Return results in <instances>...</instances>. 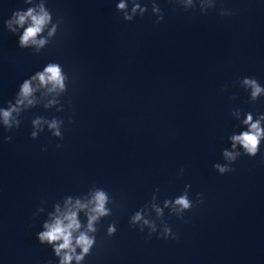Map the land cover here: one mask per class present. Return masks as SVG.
Returning a JSON list of instances; mask_svg holds the SVG:
<instances>
[{"label": "water", "instance_id": "obj_1", "mask_svg": "<svg viewBox=\"0 0 264 264\" xmlns=\"http://www.w3.org/2000/svg\"><path fill=\"white\" fill-rule=\"evenodd\" d=\"M11 13L0 8V106L49 61L61 64L72 83L60 97L63 111L44 109L48 96L21 114L19 128L0 126V264H56L35 233L54 203L63 207L68 196H87L93 184L114 204L83 264H264V140L256 156L242 154L232 164L235 171L220 174L212 167L224 163L227 137L246 129L244 110L238 119L231 109L239 107L213 93L62 28L39 53L20 48L18 34L3 24ZM35 115L63 117V140L47 129L31 138ZM185 184L191 185L189 198L195 201L199 192L204 203L183 218L164 209L178 239L149 238L147 227L141 232L129 224L153 194L163 207ZM37 208L44 211L34 216ZM113 220L116 232L108 236Z\"/></svg>", "mask_w": 264, "mask_h": 264}, {"label": "clouds", "instance_id": "obj_2", "mask_svg": "<svg viewBox=\"0 0 264 264\" xmlns=\"http://www.w3.org/2000/svg\"><path fill=\"white\" fill-rule=\"evenodd\" d=\"M168 2L183 11L198 9L201 14H206L210 10H215L221 17L234 15V10L224 7L222 0H168ZM218 2L221 4L220 7H217ZM24 3L31 6L13 10L3 24L9 32L18 34L20 48H31L33 53H39L57 37L64 21L60 16L53 18L52 10L46 7L47 0H39V2L24 0ZM148 4L151 5V14L155 16L154 22L160 23L164 19V10L160 7L158 0H148L147 3H142L141 0H118V2L116 0L115 10L123 20L132 21L137 16L142 17L148 11ZM176 10L175 7L172 9V11ZM70 83L72 79L61 64L55 61L47 62L42 69L23 79L13 99L6 102V107L0 106V126L5 131L19 128L21 114L37 106L44 97L48 96L52 98L43 104V108L51 109L55 106L56 112L63 111L64 104L61 103L60 97L68 91ZM234 84L248 92V102L254 103L264 96V86L254 76L238 77ZM229 99H235V94ZM67 103H71L70 99ZM242 111L240 108H233L231 115L239 119ZM68 122H73L71 116L68 117ZM241 123L246 126V129L227 137L231 142V150L229 148L222 150L221 156L224 163L216 162L212 165L220 174L235 171L232 164L242 154L254 157L260 152V144L264 140V112H257L254 118L252 111H243ZM63 125V117L49 118L35 115L31 120L29 135L35 139L39 133L47 129L51 136L63 140L61 131ZM11 139V136L4 137L6 141ZM55 146L62 147L59 143ZM262 162H264V155H262ZM183 172L184 169L181 168L179 174ZM190 187V184H185L181 194L174 199L165 198L163 207L155 202L156 196L153 194L149 201L130 216L129 224L136 226L141 232L147 227L149 238L156 233L163 239H178L177 233L172 231L164 219V209H168L170 215L183 218L186 211L203 204L204 197L199 192L195 194V201L189 198ZM158 191L159 189L155 188L153 193ZM110 204H114V198L110 197L104 188L93 184L87 196L78 198L68 196L63 200V207L60 203H54L53 211L47 213V219L42 223L43 230L36 232L35 237L40 244L51 247L52 253L57 258L56 264H83L86 256L91 254L96 245L97 225L102 218L112 215V208L108 206ZM150 210H154L156 214L154 219L150 218ZM43 211V208H37L33 215ZM81 213L85 217L83 221L80 218ZM157 221H160L159 225ZM115 224L116 221L113 220L107 225L106 235L112 236L116 232ZM158 227L159 231H157ZM45 264H52V262L45 261Z\"/></svg>", "mask_w": 264, "mask_h": 264}]
</instances>
